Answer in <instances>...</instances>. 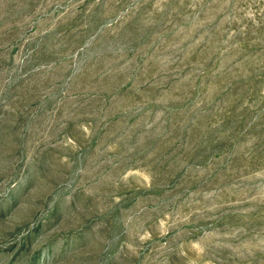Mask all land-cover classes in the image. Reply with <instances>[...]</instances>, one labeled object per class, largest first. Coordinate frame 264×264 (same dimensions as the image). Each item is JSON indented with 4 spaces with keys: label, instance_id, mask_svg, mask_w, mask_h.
I'll return each instance as SVG.
<instances>
[{
    "label": "rangeland",
    "instance_id": "rangeland-1",
    "mask_svg": "<svg viewBox=\"0 0 264 264\" xmlns=\"http://www.w3.org/2000/svg\"><path fill=\"white\" fill-rule=\"evenodd\" d=\"M0 264H264V0H0Z\"/></svg>",
    "mask_w": 264,
    "mask_h": 264
}]
</instances>
